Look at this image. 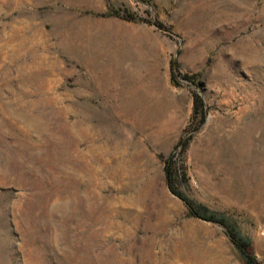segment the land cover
Segmentation results:
<instances>
[{
  "label": "rangeland",
  "instance_id": "rangeland-1",
  "mask_svg": "<svg viewBox=\"0 0 264 264\" xmlns=\"http://www.w3.org/2000/svg\"><path fill=\"white\" fill-rule=\"evenodd\" d=\"M261 150L264 0H0V264L264 263Z\"/></svg>",
  "mask_w": 264,
  "mask_h": 264
},
{
  "label": "bare ground",
  "instance_id": "bare-ground-1",
  "mask_svg": "<svg viewBox=\"0 0 264 264\" xmlns=\"http://www.w3.org/2000/svg\"><path fill=\"white\" fill-rule=\"evenodd\" d=\"M236 135H238V134H236ZM254 142V141H253ZM212 144V143H211ZM254 144V143H253ZM223 145V144H222ZM256 145V144H255ZM231 146H233V145H229V146H227V145H223V148L220 150V149H218V150H215V153H214V157H215V162H217V164H218V166L216 167V170H217V168H218V171H220V172H222V174L223 175H227V177H226V179L221 183V186H222V188L226 191V192H228L229 194L231 193V192H234V190L237 188L236 186L234 187V185H235V183H233L232 182V179H233V177L231 176L232 174H231V171H232V165H231V163H230V161H228V157H230V158H235L237 161L240 159V158H242L243 156H241V153H240V151L239 150H234ZM249 147V146H248ZM263 147V146H262ZM262 147H260L259 146V148H262ZM251 148V147H250ZM254 148V147H253ZM252 148V149H253ZM251 149V150H252ZM255 149V148H254ZM256 149H257V147H256ZM250 150V151H251ZM258 151V150H257ZM262 151V150H261ZM249 152V151H248ZM262 152H264V151H262ZM249 154V153H248ZM213 156V155H212ZM247 158H249V157H247ZM261 158H262V156H261ZM245 159H246V157H245ZM263 163V160H259V158L257 159V158H250V161L248 160L247 161V159H246V161H243L242 160V162H241V164L242 165H244V166H247L248 165V167L250 168V169H252L253 171L255 170H258V166H259V164H262ZM241 165V166H242ZM241 166H240V168H241ZM245 168V167H244ZM243 168V169H244ZM261 168V167H260ZM242 169V168H241ZM251 170V171H252ZM246 171V170H245ZM242 172V171H241ZM243 173V172H242ZM221 174V175H222ZM257 174V173H256ZM242 175H244V174H242ZM258 175V174H257ZM246 176V175H245ZM260 176V175H259ZM243 178V177H242ZM247 178V177H246ZM239 180V179H238ZM243 180H245V178H243ZM238 182V181H237ZM241 182H242V180H241ZM252 182V181H251ZM244 182H242V184H243ZM246 183H247V181H246ZM245 183V184H246ZM255 183V182H254ZM262 183V182H261ZM260 183V184H261ZM249 184V183H248ZM258 184H259V182H258ZM247 185V184H246ZM264 184H262V187H264L263 186ZM249 186H251V184L249 185ZM256 186V185H255ZM248 187V186H247ZM252 187V186H251ZM250 188V187H249ZM248 188V189H249ZM261 188V187H260ZM222 189V190H223ZM251 189V188H250ZM254 189V188H253ZM258 191H260L259 189H258ZM237 193V192H236ZM241 193V192H240ZM258 193V192H257ZM263 193V192H262ZM235 194V193H234ZM261 195V194H260ZM260 195H258V196H260ZM232 197H234V196H232ZM238 197H240V196H238ZM263 197V196H262ZM241 198L242 197H240V200H241ZM243 200H244V198H242ZM255 199V198H254ZM264 199V198H263ZM244 202V201H243ZM261 202V201H260ZM246 204V203H245ZM260 204V203H259ZM248 205V204H247Z\"/></svg>",
  "mask_w": 264,
  "mask_h": 264
},
{
  "label": "trees",
  "instance_id": "trees-1",
  "mask_svg": "<svg viewBox=\"0 0 264 264\" xmlns=\"http://www.w3.org/2000/svg\"><path fill=\"white\" fill-rule=\"evenodd\" d=\"M124 18H127V17L124 16ZM164 172H165L166 179L168 180V183H169L173 177L172 168H171V164L169 161H165ZM176 194L182 200H184V202L188 205L190 215L196 216V217H199L202 219H206V220H211V221L223 223V221L221 219H219L218 217H216L215 215H212V214L207 215L205 213L199 212L197 209L194 208L192 203L186 197H184L181 193L176 192ZM228 231H229L234 243L240 249L241 259H242L244 264H264L260 260H258L255 257V255L251 252V250H250L251 244H250V241L248 239L239 236L235 232L231 231V229H229V228H228Z\"/></svg>",
  "mask_w": 264,
  "mask_h": 264
}]
</instances>
